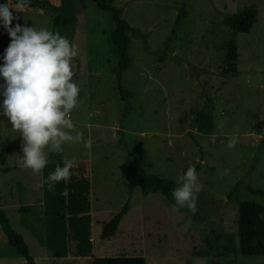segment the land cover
Segmentation results:
<instances>
[{"label": "rangeland", "instance_id": "obj_1", "mask_svg": "<svg viewBox=\"0 0 264 264\" xmlns=\"http://www.w3.org/2000/svg\"><path fill=\"white\" fill-rule=\"evenodd\" d=\"M70 1L76 17L72 43L78 50L73 79L80 88L72 119L92 141L90 154L83 143H66L60 153L48 151L46 167L34 175L22 167L19 133L7 117L0 120V211L13 227L19 223L35 263L47 264L56 249L70 260L141 256L146 264H210L215 257L218 264H264V256L238 252L237 233L239 202L264 206V0L250 5L246 0H111L120 18L140 34L130 37L131 64L121 73V85L132 96L122 102L115 93L111 45L103 38L92 52L88 32L95 23L107 28V16ZM250 9L256 14L251 30L235 38L240 75L219 77L217 68L233 37L223 18ZM13 16L12 27L50 29L49 16L35 10H14ZM9 44L10 38L6 49ZM6 49H0V66ZM236 125L239 142L229 149ZM65 160L89 173L87 244L66 221L68 192L60 182L49 191V174ZM196 165L202 167L196 172L203 190L194 215L172 211L159 192H128L127 173L177 180ZM126 202L115 235L101 239L102 224ZM18 206L29 213L17 216ZM218 235L233 249L224 252L227 241ZM7 253L0 232V264H24Z\"/></svg>", "mask_w": 264, "mask_h": 264}, {"label": "clouds", "instance_id": "obj_2", "mask_svg": "<svg viewBox=\"0 0 264 264\" xmlns=\"http://www.w3.org/2000/svg\"><path fill=\"white\" fill-rule=\"evenodd\" d=\"M30 0H17L15 8L28 7ZM13 8L0 4V21L10 37L4 52L0 77L3 78V111L12 130L22 138V167L39 175L48 163V151L60 153L66 143H83L89 151L92 141L72 119V112L79 104L80 88L74 81V60L77 46L58 31L33 26L12 27ZM224 127L223 122L219 125ZM227 147L235 148L239 142V126L234 127ZM73 160H65L63 167L57 165L48 176L49 191L61 181L68 182L72 176ZM228 174V170H225ZM177 187L171 195L175 201L172 211L186 208L193 215L198 211V195L203 190L194 167L178 177Z\"/></svg>", "mask_w": 264, "mask_h": 264}, {"label": "trees", "instance_id": "obj_3", "mask_svg": "<svg viewBox=\"0 0 264 264\" xmlns=\"http://www.w3.org/2000/svg\"><path fill=\"white\" fill-rule=\"evenodd\" d=\"M253 0H246L250 5ZM80 2L90 7L91 9L106 15L108 19V27L105 28L101 23L93 24L88 32L94 38L92 52H97L99 44L103 38L111 45V52L115 56L116 71H115V93L119 101H124L131 98V93L125 90L121 85V73L125 71L131 64V58L128 54V46L130 37L139 38L140 34L137 30L130 26L126 21L119 16V9L111 5V0H80ZM17 0H0V4H8L13 10L27 12L35 10L38 14L49 16L50 31L59 32L62 36H66L70 42L73 39V31L75 26V10L73 3L70 0H30V4L25 9L15 8ZM255 10L250 9L247 12L234 14L223 18V23L226 25L232 34L229 40L224 60L217 68L219 77H237L240 71L237 69V42L236 36L241 33H248L255 20ZM7 31L3 28V22L0 21V49H6L9 40ZM160 60H164V56L159 51L156 52ZM3 91V88H2ZM1 91V93H2ZM3 99L0 101V112L2 109ZM0 115V120L2 119ZM63 167V162L60 163ZM196 171L202 167L196 165ZM72 176L70 181L60 184L68 192V198H65L67 206L63 208L66 215V221L74 224V229L80 237L81 242L87 244L88 233H83L85 226L88 225V191L90 188L88 170H82L80 166L75 165L72 168ZM127 188L129 194L135 188H140L143 193L159 192L164 198L168 208H172L175 201L171 195L172 191L177 187V180L168 179L159 175L136 176L132 173L126 174ZM263 195L260 191H258ZM182 208L180 210H185ZM128 203H124L119 212L111 219L104 222L101 226L100 237L107 239L115 235L118 224L127 213ZM15 213L28 214L29 208L26 206H18L15 208ZM237 233H238V252L244 257L264 256V206L253 202L242 201L237 207ZM44 215L48 217L47 228H51L52 220L50 219V206L47 199L45 202ZM81 222V224L79 223ZM78 224L82 225L78 230ZM84 227V229H83ZM0 232L4 246L8 253H14L15 256L21 257L24 264H36L30 254L28 245L20 232L18 226H12L8 216L0 211ZM222 241H227L224 252H229L233 249V244L229 239L222 235H218ZM53 255L49 258L47 264H146L141 256H85L82 259H68L60 257L56 249L52 250ZM217 258L213 257L210 264H218Z\"/></svg>", "mask_w": 264, "mask_h": 264}]
</instances>
